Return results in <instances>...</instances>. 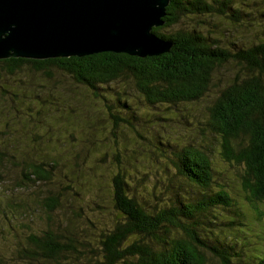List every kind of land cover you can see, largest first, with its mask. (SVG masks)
I'll list each match as a JSON object with an SVG mask.
<instances>
[{
    "label": "trees",
    "instance_id": "obj_1",
    "mask_svg": "<svg viewBox=\"0 0 264 264\" xmlns=\"http://www.w3.org/2000/svg\"><path fill=\"white\" fill-rule=\"evenodd\" d=\"M170 1L164 25L153 28L155 36L169 45L161 55L144 58L104 52L0 60V79L2 73L14 75L28 68L51 84L49 88L41 84V89L49 90L58 103L62 98L52 93L57 86L53 69L61 70L77 89L72 93L60 80L59 93L65 89V97L80 103L68 101L64 107L74 116L67 126L87 132L76 148L24 158L19 188L37 190L43 184L54 187V192L46 191L41 198L37 194L33 200H42L48 226L20 240V263L264 264V257L246 251L242 239L225 233L244 231L246 214L235 210L238 202L229 191L232 179L229 174L226 181L219 177L211 153L212 145L220 147V159L227 166L223 174L233 168L232 183L242 190L261 223L264 0ZM251 19L262 28L260 32L249 29ZM242 29L250 35L244 36ZM34 100L37 106L46 103L38 94ZM91 101L103 105L98 115L81 106ZM144 108L147 114L157 108L180 122L187 132L180 135L183 140L156 131L151 136L144 133ZM4 136L0 131V169L15 158L1 145ZM150 153L151 159L157 157L153 166L144 168V154ZM67 169L70 174L56 181V173ZM144 169L153 172V187L146 184L150 176L144 178ZM84 178L86 183L80 184ZM68 181L73 185L64 186ZM72 190L75 198L66 197V191ZM14 192L6 203L13 213ZM73 199L78 211H69ZM101 200L105 203L99 204ZM81 201L88 202L91 213ZM95 207L111 212L100 220L93 216ZM62 211L64 218L56 214Z\"/></svg>",
    "mask_w": 264,
    "mask_h": 264
},
{
    "label": "rangeland",
    "instance_id": "obj_2",
    "mask_svg": "<svg viewBox=\"0 0 264 264\" xmlns=\"http://www.w3.org/2000/svg\"><path fill=\"white\" fill-rule=\"evenodd\" d=\"M250 1L252 0H245L246 3H249ZM255 4L258 6V2ZM255 4H252V6ZM250 23L253 25H251L252 28L249 29L260 32L262 28L254 24V19H251ZM242 34L247 37L250 35L247 34L244 29H242ZM27 69L28 68H24L22 71H18L14 75H8L1 72L2 78L0 79V131L5 133L1 145H3L6 150H9L11 155L15 157L13 160L14 163H7L6 166L0 169V264L26 263V260H23V263H20L21 261H19L18 258L20 240H25L31 232L38 234L39 230L48 226V214L41 203L42 200L40 199V201L36 203L33 200L38 198L37 194H39L41 198L46 191L54 192V187L50 185L44 186L42 184L39 189L42 190L44 187L46 189L39 193L37 191L39 189L34 190L32 187L29 191L20 189L18 184L19 180H22L21 169L24 166V158L27 157L30 160L34 158L35 155L40 154H44L46 157L50 156V154H57V152H61L72 146L76 148L78 147V144H80L81 138L87 133L84 130L79 131V129H70L69 126H67V124H70L68 121L74 116L68 114L69 112H67L64 107L68 101L76 104L79 102L75 101V99L70 101L65 97V89H62L61 93H59L58 90H60V86H58V82H60V80L66 81L65 86L74 93V90L77 88L76 85L72 83L73 80L66 78L67 76H65L61 70L53 69V77L55 79L53 84H56L57 86L52 93L55 94V98H62L61 102L58 103L52 101L49 90H47L46 93H43L44 90L41 89V84L47 85L48 88L51 84L45 81L40 74H33ZM78 89L82 92L79 91L81 96L86 97V92L80 88ZM36 94L46 100L44 105L37 106V102L34 100ZM81 106H84L85 109H91V114L94 113L97 115L99 114V108H103V105L99 104L97 101L96 103L91 101L90 104L82 103ZM145 111L146 109L144 108V133L150 135L151 132L156 131L160 133L162 137H171L178 141L181 139L183 140V137L180 135H185L187 132L182 131V128H180V122L173 121L171 116L169 117L168 114H162V110H158L157 108H153L148 114L145 113ZM163 112L165 111L163 110ZM181 124L183 128L186 126L183 121H181ZM34 138L37 141L34 142ZM219 150V146H216L214 149V146L212 145L211 153L213 155L212 160L214 168L220 173L219 177L223 181H226L228 174L230 175L232 179L230 180V183L232 186L229 191L234 200L238 202V208L234 209L239 210L240 213L242 211L243 214H246L244 215L245 217H243V215L240 216V218L243 217L244 223L246 224L244 231L236 229V231L230 230L225 233L229 237L242 239L244 245L247 246L246 251L249 254L261 255L264 257V219H262L261 223L257 220L254 216L255 213L251 212L250 205L244 200L245 195L242 190L232 183L235 181L233 179H236L233 168L228 167V173L223 174L225 173L223 170H225L227 166L221 161ZM146 155L147 154H144V168H147L148 165L153 166L152 164L157 157L155 154V157L151 159L149 155L152 156V153ZM61 161L65 162L64 159H61ZM65 173L69 175V169L63 173H56L54 178L56 181L57 179L63 181L62 177L66 175ZM152 173L153 172L150 174V170L147 171V169H144V178L150 176V179L146 183L150 187H153L155 182V176ZM80 182H82L80 184H85L86 179L84 178L80 180ZM71 185H73V183L70 184V181L66 183L64 182V186L70 187ZM76 189H78V187H76ZM13 190H15L13 194L14 213L6 209V203L9 201L8 198L12 196ZM79 191L84 193L83 189H80ZM72 192L73 190L69 192L66 191V197L69 196L71 199L72 197L75 198V193ZM104 203L105 201L101 200L99 204ZM9 204L13 207V204ZM80 204L85 207L87 213H91L87 208L88 202L81 201ZM104 206L106 207L108 204ZM76 210L78 211L79 208L76 207V199H73L72 208H70L69 211ZM261 210L264 212V204L261 205ZM109 212H111V210L108 208H96L93 216H97L98 219L102 220L104 219V216H108ZM56 214H58V217L64 218L63 215L65 214V211ZM229 214L235 215L237 213L231 212ZM99 228L101 233L103 227L99 225ZM210 264L215 263L210 262Z\"/></svg>",
    "mask_w": 264,
    "mask_h": 264
},
{
    "label": "water",
    "instance_id": "obj_3",
    "mask_svg": "<svg viewBox=\"0 0 264 264\" xmlns=\"http://www.w3.org/2000/svg\"><path fill=\"white\" fill-rule=\"evenodd\" d=\"M170 0H0V60L158 56Z\"/></svg>",
    "mask_w": 264,
    "mask_h": 264
}]
</instances>
